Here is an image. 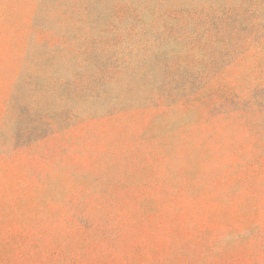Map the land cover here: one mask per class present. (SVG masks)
Returning a JSON list of instances; mask_svg holds the SVG:
<instances>
[{
	"label": "rangeland",
	"instance_id": "374dc122",
	"mask_svg": "<svg viewBox=\"0 0 264 264\" xmlns=\"http://www.w3.org/2000/svg\"><path fill=\"white\" fill-rule=\"evenodd\" d=\"M0 264H264V0H0Z\"/></svg>",
	"mask_w": 264,
	"mask_h": 264
}]
</instances>
